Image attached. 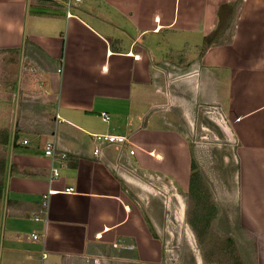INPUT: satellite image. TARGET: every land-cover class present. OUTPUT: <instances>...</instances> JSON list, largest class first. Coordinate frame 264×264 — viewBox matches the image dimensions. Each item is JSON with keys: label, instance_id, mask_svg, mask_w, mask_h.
Listing matches in <instances>:
<instances>
[{"label": "crops", "instance_id": "1", "mask_svg": "<svg viewBox=\"0 0 264 264\" xmlns=\"http://www.w3.org/2000/svg\"><path fill=\"white\" fill-rule=\"evenodd\" d=\"M239 2L0 0V52L19 53V91L36 114L9 126L0 264H169V214L181 221L180 197L193 193L209 205L200 234L264 264V0ZM206 109L235 138L232 178L209 179L198 163L193 124ZM101 134L133 145L95 158ZM160 184L178 190L176 207ZM206 243L196 264H224Z\"/></svg>", "mask_w": 264, "mask_h": 264}, {"label": "rangeland", "instance_id": "2", "mask_svg": "<svg viewBox=\"0 0 264 264\" xmlns=\"http://www.w3.org/2000/svg\"><path fill=\"white\" fill-rule=\"evenodd\" d=\"M224 39V38H223ZM204 44V45H203ZM201 47H206L205 43L200 44ZM20 55L17 52H0V129H9L11 125L14 128H21L20 126H31L32 123L36 122L34 107L31 105L30 109L26 108L25 105L29 106V102H26L25 97L19 91L18 81L21 76L23 68H21ZM207 109L199 112L196 123L193 124L194 135L193 141L196 144L200 156L199 164L204 170V175L209 177V179H226L229 171V175L235 176L234 171L236 167H231L236 163V156L233 153L232 146H236L235 138H233L230 133L225 134L222 128L217 124L220 123L222 126L226 127L225 121L221 119L220 121L212 120L213 115L207 114ZM6 146L4 150L6 151ZM227 165H230L228 168ZM155 188L157 194L166 195L172 197V203L174 207L177 206V200L174 195H178V190L173 189L170 186L158 185ZM159 192V193H158ZM180 193V192H179ZM196 193V192H195ZM182 196V195H181ZM208 197H206L207 199ZM185 204V215L181 219H178V215H175L174 210L169 214L168 227L166 228L167 234V259L169 264H184V261L189 260L190 264H196L200 261L201 256H206L207 251L202 250L204 246V240L208 239L210 243H206L208 249H217L218 257L221 258L224 264H244V262L237 261L238 258L234 257L232 259V252H229L226 257V251H224L225 244L222 245L220 242H212L211 239L216 240L215 237H206L202 234H206L207 231L200 225L202 218L208 217L209 213H206L209 209V205H199L195 194L191 196V202L188 204L185 197H180ZM1 205L0 203V216H1ZM177 209V208H175ZM189 213V214H188ZM190 215V218L188 217ZM180 216V213H179ZM190 225L195 227L188 226ZM1 224V223H0ZM199 229L201 231L199 232ZM197 233V234H196ZM202 233V234H200ZM1 234V231H0ZM1 237V235H0ZM225 240V237H220V240ZM237 240H241L244 245L245 242L252 243V245L257 242V237L245 236L240 239L236 237ZM264 238L261 237V242ZM240 242V241H239ZM220 243V244H219ZM241 246V245H240ZM255 254V253H254ZM211 256H215L212 253Z\"/></svg>", "mask_w": 264, "mask_h": 264}, {"label": "built area", "instance_id": "3", "mask_svg": "<svg viewBox=\"0 0 264 264\" xmlns=\"http://www.w3.org/2000/svg\"><path fill=\"white\" fill-rule=\"evenodd\" d=\"M81 0H68V4L72 5L74 2H80ZM29 73L34 74L36 72V69L34 67H30L28 69ZM59 73L62 72L61 69L58 70ZM102 117L104 121L108 122L110 120V116L107 113H102ZM95 142L96 146L93 151V155L95 158H100L103 156V149L108 146V145H118L120 147H123L125 144L133 145L132 141L130 140L129 137L126 136H116V135H95ZM28 141H24V144H27ZM45 154L47 156H50L51 158L56 157V147L55 144L48 143L45 147ZM60 176L59 172L56 169L52 168V179H56ZM73 188L67 189V192H73ZM49 196L50 194L48 193L47 195L44 196L43 200V215H48V208H49ZM36 219H39L36 217ZM28 238V237H26ZM33 240L39 239L38 235H33L32 236ZM45 257V254H44Z\"/></svg>", "mask_w": 264, "mask_h": 264}, {"label": "trees", "instance_id": "4", "mask_svg": "<svg viewBox=\"0 0 264 264\" xmlns=\"http://www.w3.org/2000/svg\"><path fill=\"white\" fill-rule=\"evenodd\" d=\"M240 0H238V3ZM10 142V132L7 129H0V203L3 199V187H4V180L7 170V153L4 150V147L7 146ZM196 165L193 164V172L191 177V184L192 190L193 186L196 181L199 180L198 173H197ZM191 196V194H190Z\"/></svg>", "mask_w": 264, "mask_h": 264}]
</instances>
